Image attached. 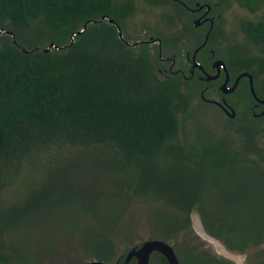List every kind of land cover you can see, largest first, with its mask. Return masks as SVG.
Wrapping results in <instances>:
<instances>
[{
  "label": "trees",
  "instance_id": "trees-1",
  "mask_svg": "<svg viewBox=\"0 0 264 264\" xmlns=\"http://www.w3.org/2000/svg\"><path fill=\"white\" fill-rule=\"evenodd\" d=\"M139 1L0 0V262L38 264L40 245L56 247L53 235L38 236L52 222L87 260L123 264L139 242L118 248L140 224L179 264H235L196 240L195 211L206 234L229 250L254 249L248 264H264V114H251L242 78L223 94L229 131L190 126L194 82L159 73L156 47L140 39L158 37L165 54L191 32V49L202 40L193 14L179 0H142L165 10L159 28L141 21L138 37L126 28ZM205 1L214 21L196 58L205 63L212 48L230 78L247 71L264 97V0H234L255 14L239 18L237 42L221 28L227 0ZM212 83L195 82L203 96L219 95ZM61 204L75 209L54 222ZM146 264L167 262L152 251Z\"/></svg>",
  "mask_w": 264,
  "mask_h": 264
},
{
  "label": "rangeland",
  "instance_id": "rangeland-1",
  "mask_svg": "<svg viewBox=\"0 0 264 264\" xmlns=\"http://www.w3.org/2000/svg\"><path fill=\"white\" fill-rule=\"evenodd\" d=\"M200 3H206L205 0H197ZM221 1V0H220ZM228 6L222 12V25L221 28L224 32V36L227 37L230 41H240L241 40V31L237 27V23L239 18H246V17H253L255 16L254 12L247 11L244 7L237 5L234 0H227ZM136 9L134 13L128 18V25L126 30L131 35H137L138 37L144 36L147 34L146 32H141L140 26L141 21H144L148 28H159V17L160 13L165 10V6H154L148 5L144 3L142 0L137 2ZM222 4V1H221ZM136 29V31H135ZM139 30V31H138ZM152 41V40H151ZM222 42H224L222 40ZM182 50L181 52L184 53V49L187 47V43H182ZM187 44V45H186ZM150 47L155 45L150 44ZM248 49L253 50L254 52H258L259 50L262 51L261 48L258 46L249 45ZM194 85V86H193ZM191 87L192 90L195 92L193 94L192 103L190 113L192 117L187 119V123L190 126L197 127L198 129L202 130L205 133H211L216 135V133L222 132L223 129L230 130L229 127L225 126L228 124L223 117L225 115L224 112L217 109L214 104L209 102H202L203 100L199 97V87L197 84L193 83ZM208 98H216L214 94H207L204 95ZM203 96V97H204ZM201 102V104H200ZM224 126V127H222ZM180 135V134H179ZM35 169H31V167L26 168V173L30 174ZM24 174V175H27ZM23 175V176H24ZM60 215L58 218L55 219L54 222L63 219L66 214L70 213L75 209V207L71 205L61 204L59 206ZM191 228L196 235V240L200 241L205 247H208L212 252L217 255L223 256L232 260L235 264H248L249 259L252 256V252L254 249H248L246 251L238 252L235 250L227 249L218 239L206 234L199 223L197 218V214L195 211L191 213ZM59 219V220H58ZM59 224V223H58ZM56 226L52 222L47 224L44 228L48 231H42L38 234L41 238L46 237L49 241L48 237L50 234L53 235V241L56 247L51 246L50 248L46 244H42L38 247V264H75L87 260L83 253L80 250V247L76 241V238L73 234L68 235L67 233H62L56 231L53 227ZM54 233V234H53ZM14 235V234H13ZM149 231L144 225H137L131 236V241L126 242L125 244H121L118 248L119 250H123L124 246H131L135 242L141 243L142 240L149 238ZM139 244L137 246H139ZM136 246V247H137ZM262 249H264V244H262ZM26 264H33V263H26Z\"/></svg>",
  "mask_w": 264,
  "mask_h": 264
},
{
  "label": "flooded vegetation",
  "instance_id": "flooded-vegetation-1",
  "mask_svg": "<svg viewBox=\"0 0 264 264\" xmlns=\"http://www.w3.org/2000/svg\"><path fill=\"white\" fill-rule=\"evenodd\" d=\"M179 2L187 9L189 10L193 16L190 19V23L192 24V29H194V32L192 34L196 35H200V37L202 38L201 43L197 46H194L193 48L189 49V47L187 46L184 49V53L181 52L182 50V43H187V41L185 40V38H188V34H190L191 32H184L187 34V36H184L182 38V40L178 43L175 44L174 48L179 49L177 52L175 50H172V47L166 46L165 49H167L165 51V54H162V48H161V43H160V39L159 41L156 39L158 37L155 36H151L150 34L147 35L146 38L140 39L142 41L147 42L148 46H151L150 44L155 45L156 49H157V55L161 61V68H158V72L162 73L164 71H178L181 76H183L184 80H186V82L193 81L194 83L196 82V80H202L205 82H213L212 84H214V86L216 87V89L220 92L219 95L215 94L216 98H208V97H203V87H205L206 85H201V89L199 90V94L202 98H204V100L206 102L212 103L214 104V106L217 109H220L222 112H224L226 115L227 112L225 111V109L223 107H221V104L225 106V108L232 109L233 108L230 106V104H228L225 100V97L223 96V94H226L224 92L220 91V84L226 79L225 82V86L230 85L233 83L234 81V77L239 73L237 72L232 78H230L227 69H226V64L224 63V61L219 58V57H209L208 54H213V49L210 47L206 48V59L204 60L205 63H203L202 61H200L198 58H196V54L198 53V48L200 47V45L205 44L206 39L208 37V30L209 28L211 29L212 25H213V17L214 14L211 11V7L208 8L207 11H205V8L199 7L200 2H198L197 0H192L191 5L187 6L185 5L181 0H179ZM198 19V23L196 25H194V20ZM211 22V27L209 26ZM178 27H180V25L178 24ZM170 30L175 31L176 27L171 28L169 27ZM196 29V30H195ZM205 35H206V39H205ZM151 38H154V41H151ZM204 42V43H203ZM188 44V43H187ZM186 44V45H187ZM152 49V47H150ZM195 50V51H194ZM194 51V53H193ZM192 55H193V60L195 63H193L192 61ZM218 61H221L222 64L224 65L223 67L219 64H217ZM218 69V71H217ZM241 72V71H240ZM213 77H210L211 75H214ZM245 79V82L247 83V87H248V91L251 95V97L254 99V103H253V107L255 109L251 110V114L253 116H260L262 114H264V103L258 102V100L252 96L250 90H249V84H248V77L246 75H241L238 80L235 83V86L231 89V91L236 87L237 83L242 79ZM251 81H252V85H253V79L251 76ZM211 84V85H212ZM253 90H254V86H253ZM229 91V92H231ZM255 92V90H254ZM256 94V92H255ZM257 96V95H256ZM258 97V96H257ZM260 99H264V97H258ZM234 112V110H233ZM234 115V113H233ZM232 115V116H233ZM230 116V117H232ZM84 262V261H83ZM134 262V257H130L128 260L123 261V264H133Z\"/></svg>",
  "mask_w": 264,
  "mask_h": 264
},
{
  "label": "water",
  "instance_id": "water-1",
  "mask_svg": "<svg viewBox=\"0 0 264 264\" xmlns=\"http://www.w3.org/2000/svg\"><path fill=\"white\" fill-rule=\"evenodd\" d=\"M202 6L205 8V11H207L208 8L210 7V5L207 4V3H202V4H200L199 7H202ZM102 17H103V15L100 16V18H102ZM109 21L113 22L112 19H110V18H109ZM193 23H194V25H196L198 23V19L194 20ZM209 26H211V22H210ZM116 29H117V35L120 38H122L121 31H120V29H119V27L117 25H116ZM0 31H1V29H0ZM6 32L12 34L11 30H6ZM156 39L159 41L158 38H156ZM205 39H206V35H205ZM151 40L154 41V38L153 39L151 38ZM125 42L129 43L126 40H125ZM52 44L53 43L50 42L49 46L52 45ZM45 49H47V47ZM194 51H193V53H194ZM193 58L194 57L192 55V61H193V63H195ZM217 64L221 65L222 67L224 66L221 61H218ZM217 71H218V69H217ZM241 75H246L248 77L249 90H250L252 96L255 97L258 100V102L264 103V99H260V98H258L256 96V94H255V92L253 90V85H252V81H251V74L248 73L245 70L239 72L234 77L233 83L230 84V85L225 86V82H226V79H225L220 84V87H219L220 91L224 92V93L231 91V89L235 86L236 81L238 80V78ZM213 76H215V74L211 75L210 77H213ZM221 107H223L225 109V111L227 112V114L229 116L233 115L234 112H233L232 109L228 110L222 104H221ZM152 251L160 252L164 256L167 264H179L178 259H177L176 255H175V252L173 250L172 245L169 242L165 241V240H162V239H159V238H155V237L146 238V239L141 241L139 246L131 247L126 252V255L124 256V261L128 260L132 256V257H134L133 264H146L147 261H148V258H149V254ZM0 264H9V263L0 262ZM80 264H111V263H108V262H105V261H101V260H97V259H89V260H86L84 262H81ZM112 264H114V263H112Z\"/></svg>",
  "mask_w": 264,
  "mask_h": 264
}]
</instances>
